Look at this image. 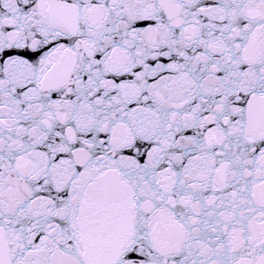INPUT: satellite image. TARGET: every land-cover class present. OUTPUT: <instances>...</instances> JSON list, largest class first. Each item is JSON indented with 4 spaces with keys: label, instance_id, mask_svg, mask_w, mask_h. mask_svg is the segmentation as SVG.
Wrapping results in <instances>:
<instances>
[{
    "label": "snow or ice",
    "instance_id": "obj_1",
    "mask_svg": "<svg viewBox=\"0 0 264 264\" xmlns=\"http://www.w3.org/2000/svg\"><path fill=\"white\" fill-rule=\"evenodd\" d=\"M0 264H264V0H0Z\"/></svg>",
    "mask_w": 264,
    "mask_h": 264
}]
</instances>
